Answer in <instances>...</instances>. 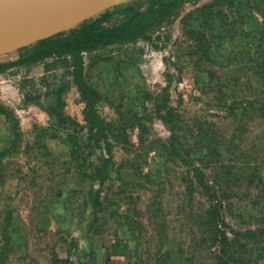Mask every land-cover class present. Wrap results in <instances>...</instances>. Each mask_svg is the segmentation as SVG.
<instances>
[{
    "label": "rangeland",
    "instance_id": "1",
    "mask_svg": "<svg viewBox=\"0 0 264 264\" xmlns=\"http://www.w3.org/2000/svg\"><path fill=\"white\" fill-rule=\"evenodd\" d=\"M118 1L111 11L146 0ZM213 2L189 0L130 43L0 69V154L8 153L0 156V241L9 229L0 264H54L57 256L75 264H218L200 226L212 203L189 191L190 159L173 149L171 127L162 118L171 110L189 123L210 121L224 135V160L247 172L225 203L231 206L224 229L232 239V232L254 231L250 247L264 251V186L247 178L254 172L264 179V119L229 116L204 87L207 68L219 69L202 58L207 38L196 37L206 31L215 54L226 34L218 25L206 28L201 10ZM121 20L122 13L114 12L109 24ZM19 56H2L0 63ZM78 69L113 143L114 164L94 229L92 183L81 176L90 166L77 160L73 144L84 147L89 164L102 151L88 148V102L76 82ZM221 74L247 81L237 69ZM207 173L214 180V170ZM116 240L123 250L118 255Z\"/></svg>",
    "mask_w": 264,
    "mask_h": 264
},
{
    "label": "trees",
    "instance_id": "2",
    "mask_svg": "<svg viewBox=\"0 0 264 264\" xmlns=\"http://www.w3.org/2000/svg\"><path fill=\"white\" fill-rule=\"evenodd\" d=\"M188 1L146 0L116 7L69 32L58 34L20 50L17 60L0 63V69L8 66L32 65L58 55H79L100 47L136 41L149 34ZM119 11L122 13V20L116 25H110L113 13ZM201 13L206 20L208 30L212 31L218 25L226 33L220 34L222 41L217 42L215 54L212 53L215 43L211 42L206 31L198 33L196 37L198 40L207 38L201 50L205 52L202 58L208 66L215 65L220 70L219 72V70L207 68L208 79L204 87L217 96L214 99L218 107L223 108L229 116L247 118L250 121L257 118L264 119V0H215L205 6ZM226 40L233 47L229 52L224 48ZM230 69L244 71L247 81H242L236 75L227 78L221 74ZM78 71L79 69L74 74L76 82L88 102L86 111V122L90 127L87 138L90 142L87 143L88 148L102 151L97 157L99 163L89 164V154L86 155L84 147L72 143L77 160L83 161L84 166H90V169L81 176L92 183L89 192L93 216L90 228L94 229L97 227L102 209V189L114 164L113 143L109 126L98 111L93 90L83 79L82 71L80 70L79 74ZM242 92L256 93L257 97L240 98L239 94ZM162 118L171 127L173 149L184 152L190 159L189 166L192 174L189 178L190 193L193 195L198 193L212 203L204 219L200 221V226L203 228V240L211 248H216L214 253L218 264H263L264 251L261 250L259 253L256 252L258 249L251 248L255 247L251 242L256 236L254 231L232 232L236 237L232 239L224 229L228 225L231 206V204L226 206L225 203L234 197V192L231 194L233 185L236 187L241 181L240 176L247 173L242 168H238L237 162L224 160L223 152L226 145L224 135L212 122L195 120L189 123L174 110ZM61 121L67 122L65 118ZM190 124L192 126H189ZM75 138L74 135L70 136L71 141ZM6 154L8 153L3 152L0 156L3 158ZM194 162H198L199 165ZM80 165L82 166V162ZM209 169L215 172L214 180H211L207 173ZM247 178H249V184L258 181V186H264V179L254 172ZM98 230L99 228L95 229V231ZM5 234H9L7 227ZM5 234L4 240L0 241V258H3L4 254V257L7 256L8 240L5 239L7 238ZM121 246V241L117 242V240L112 245L117 255L123 253ZM109 251L111 252V249ZM108 259L110 261V258ZM4 263L5 260L1 261V264ZM54 264L75 263L71 258L63 260L57 256Z\"/></svg>",
    "mask_w": 264,
    "mask_h": 264
},
{
    "label": "water",
    "instance_id": "3",
    "mask_svg": "<svg viewBox=\"0 0 264 264\" xmlns=\"http://www.w3.org/2000/svg\"><path fill=\"white\" fill-rule=\"evenodd\" d=\"M118 0H0V57L18 52L112 9Z\"/></svg>",
    "mask_w": 264,
    "mask_h": 264
}]
</instances>
